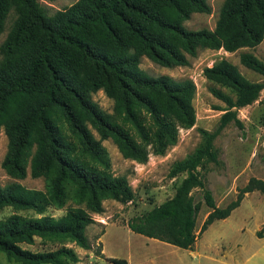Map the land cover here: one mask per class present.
<instances>
[{
	"label": "trees",
	"instance_id": "1",
	"mask_svg": "<svg viewBox=\"0 0 264 264\" xmlns=\"http://www.w3.org/2000/svg\"><path fill=\"white\" fill-rule=\"evenodd\" d=\"M195 12L209 13L207 0H77L53 14L39 0H0V34L12 17L0 43V132L8 140L1 166L15 179L29 167L31 177L45 180V189L16 180L0 185V209L13 210L0 219V252L8 261L78 264L68 244L92 249L86 230L95 223L93 214L103 212L102 202L134 198L127 178L112 172L101 141L111 139L124 158L144 163L150 153L162 155L176 144L179 128L195 124L194 81L149 75L139 66L142 56L168 68L186 66L199 49L233 52L264 39V0H224L213 29L186 28ZM239 60L264 75V62L253 53L243 51ZM203 75L209 92L225 103L223 113L213 130L200 128V143L173 163L170 176L185 172L173 196L126 222L135 233L185 249L214 220L228 217L246 193L264 194V179L251 177L220 207L198 171L206 162L220 163L215 138L230 123L243 128L237 111L259 98L264 82L246 78L225 58L205 66ZM98 90L113 99L112 114L92 99ZM194 188L210 209L199 230ZM69 201L74 206L61 216L46 213ZM256 236H264V223ZM36 238L55 247L22 246Z\"/></svg>",
	"mask_w": 264,
	"mask_h": 264
},
{
	"label": "rangeland",
	"instance_id": "2",
	"mask_svg": "<svg viewBox=\"0 0 264 264\" xmlns=\"http://www.w3.org/2000/svg\"><path fill=\"white\" fill-rule=\"evenodd\" d=\"M39 1L45 6L48 14H53L77 0ZM223 2L224 0H207L210 12L192 13L190 18L184 21V26L192 30L213 29ZM11 18L6 23L3 33L0 34V43L5 38ZM243 51L253 53L264 62V39L254 47H242L233 52L225 51L222 48L217 50L199 49L195 56H187L189 63L186 66L168 68L156 64L145 56L141 57L139 66L149 75L167 74L176 79L190 78L194 81L196 91L192 103L196 113L195 124L190 128H179L176 144L168 147L162 155L150 153L148 160L144 163L124 158L111 139L101 141L107 150L112 172L127 178L133 189L134 198L132 201L124 203L111 198L102 202L103 212L93 214L95 223L89 225L86 230L93 245L92 249L85 250L74 244H68L78 254L80 259L78 264H112L107 256L126 259L129 264H197L198 260H195L189 253V249L180 248L154 238H151L154 241L144 240L143 237L146 236L130 230L126 222L131 217L140 215L173 196L175 184L185 176V172L170 176L173 163L192 152L202 139L199 129L213 130L223 113L222 109L225 108V103L209 92L208 87L211 83L204 77L203 68L225 58L235 64L246 78L264 82V75L247 68L240 62L239 55ZM221 88L227 90L224 87ZM92 99L105 112L110 114L114 112L113 99L106 96L102 90L93 93ZM237 113L243 123V128L240 129L230 123L213 142L220 163L216 165L213 162H206L198 167L199 175L205 186L212 191L216 204L220 207H224L234 200L238 190L251 177L264 179V88L256 101L239 108ZM94 135L99 138L96 132ZM7 144V137L2 130L0 132V185L16 180L28 188L45 189L44 178L31 177L29 167L27 175L22 179L12 178L5 172L1 162L6 154ZM192 194L195 201H200L196 218V230H199L210 209L202 201L199 188H194ZM69 206H74V203L69 201L62 209L49 206L46 213L59 217ZM12 212L11 207H3L0 209V219ZM18 213L25 216L35 215L32 210H21ZM263 223L264 194L259 191L248 192L244 195L240 205L228 217L214 220L201 233L198 245H202L204 242H208L207 244L213 242L218 244L216 246L219 249H233L236 247L235 243L241 242L243 249H253L259 241L256 231ZM22 246L33 251L55 247L51 243L40 241L39 238H36L33 244H22ZM102 246L105 255L96 252L101 249L102 253ZM0 264L20 263L8 261L5 255L0 252Z\"/></svg>",
	"mask_w": 264,
	"mask_h": 264
},
{
	"label": "crops",
	"instance_id": "3",
	"mask_svg": "<svg viewBox=\"0 0 264 264\" xmlns=\"http://www.w3.org/2000/svg\"><path fill=\"white\" fill-rule=\"evenodd\" d=\"M143 239L154 241L149 237H143ZM200 239L198 238L192 249H189V253L193 255L195 260H198L196 261L197 264H264V236L258 237L259 241H257V245L253 249H243L241 242L235 243L236 247L233 249H219L216 246L218 244L213 242L212 244L204 242L202 245H198ZM102 254L105 255L103 246ZM150 261L152 262V260ZM127 262L129 264V261Z\"/></svg>",
	"mask_w": 264,
	"mask_h": 264
},
{
	"label": "bare ground",
	"instance_id": "4",
	"mask_svg": "<svg viewBox=\"0 0 264 264\" xmlns=\"http://www.w3.org/2000/svg\"><path fill=\"white\" fill-rule=\"evenodd\" d=\"M228 53V52H227Z\"/></svg>",
	"mask_w": 264,
	"mask_h": 264
}]
</instances>
